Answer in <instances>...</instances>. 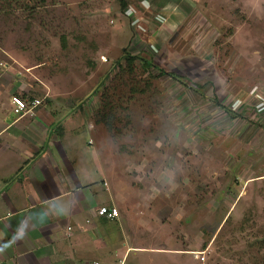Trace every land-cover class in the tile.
I'll return each instance as SVG.
<instances>
[{"label": "rangeland", "instance_id": "1", "mask_svg": "<svg viewBox=\"0 0 264 264\" xmlns=\"http://www.w3.org/2000/svg\"><path fill=\"white\" fill-rule=\"evenodd\" d=\"M123 1L20 0L0 10V46L37 49L54 106L81 112L113 179L147 201L151 240L264 264V0Z\"/></svg>", "mask_w": 264, "mask_h": 264}, {"label": "crops", "instance_id": "2", "mask_svg": "<svg viewBox=\"0 0 264 264\" xmlns=\"http://www.w3.org/2000/svg\"><path fill=\"white\" fill-rule=\"evenodd\" d=\"M35 50L0 46V264H196L177 238L151 240L147 201L113 179L81 112L54 106ZM41 92L50 102L13 112V95Z\"/></svg>", "mask_w": 264, "mask_h": 264}, {"label": "built area", "instance_id": "3", "mask_svg": "<svg viewBox=\"0 0 264 264\" xmlns=\"http://www.w3.org/2000/svg\"><path fill=\"white\" fill-rule=\"evenodd\" d=\"M43 100L39 97H24L22 95L12 96L13 112L17 116H23L33 112L37 107L42 105ZM98 214L109 219L118 218L120 212L117 207L102 205L98 208Z\"/></svg>", "mask_w": 264, "mask_h": 264}, {"label": "trees", "instance_id": "4", "mask_svg": "<svg viewBox=\"0 0 264 264\" xmlns=\"http://www.w3.org/2000/svg\"><path fill=\"white\" fill-rule=\"evenodd\" d=\"M19 1L20 0H4V2H5L6 5L3 6L2 4H0V10H5L8 7L9 8H12L13 7V3H19ZM122 3H123V6L124 7L127 6V3H125L123 0H122ZM5 6H7V7H5ZM135 58H137V57L130 56L128 58V65L129 66L133 65V61H134ZM143 60H144L145 69H149L152 66H154V65H152V61H151L150 58H146V59H143ZM157 69H158V74L155 75V76L154 75H151V77L154 78V79L158 78V76H164V75H169V76L173 77L174 79H177L178 81H180L181 78H182V75L180 73L173 72V71H167V70H165L162 67H157ZM133 90H137V87H133ZM106 125H107V128H108V123H106Z\"/></svg>", "mask_w": 264, "mask_h": 264}]
</instances>
